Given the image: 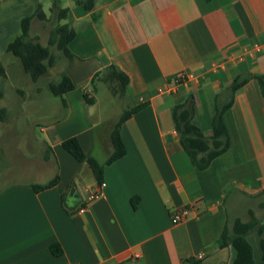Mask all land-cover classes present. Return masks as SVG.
<instances>
[{"label":"crops","instance_id":"1","mask_svg":"<svg viewBox=\"0 0 264 264\" xmlns=\"http://www.w3.org/2000/svg\"><path fill=\"white\" fill-rule=\"evenodd\" d=\"M38 4L0 0V54L8 52L14 25ZM65 8L64 24L77 32L65 67L75 88L64 93L60 118L41 128L45 144L26 158L22 177L0 188V264H181L200 254V264H233L236 250L219 246L222 232L252 215L263 232L247 239L263 263L264 85L255 76L264 74V0H95L90 10L75 0ZM111 65L129 82L123 93L113 91L124 111L105 122L89 107L99 104L95 79L105 80ZM181 72L195 78L171 89ZM246 75L254 77L225 111L231 147L208 168H195L174 106L193 96V122L210 135L217 96L224 100L226 88ZM139 105L120 128L126 153L107 163L116 123ZM70 137L104 165L101 183L63 147ZM56 175V185L34 189ZM95 191L102 196L86 201ZM191 204L197 212L174 224L173 211Z\"/></svg>","mask_w":264,"mask_h":264},{"label":"trees","instance_id":"2","mask_svg":"<svg viewBox=\"0 0 264 264\" xmlns=\"http://www.w3.org/2000/svg\"><path fill=\"white\" fill-rule=\"evenodd\" d=\"M95 0H77L79 5H82L84 10H90L94 6ZM68 8L59 10L60 19H64L67 15ZM46 20L47 14L44 12L42 5L38 4L35 12L26 16L19 22L18 34L17 27H13V38L8 44L7 51L21 60L25 72L29 73L34 81H37L41 76L47 73L48 68L55 63V57L51 53L50 48L40 41L30 39L31 23L34 18ZM77 32L69 24L60 25L52 34L50 44H56L58 49L71 58L72 53L69 49V44L76 38ZM108 73L105 80L109 83H118L119 88H113L115 93H123L129 82V77L116 66L111 65L107 68ZM5 67L0 63V76H5ZM253 75L239 76L225 90V99L220 100L217 96L215 102V114L212 119V133L207 135L201 128L193 122L194 98L189 96L184 100H180L172 110L173 119L176 129L179 133V140L184 150L189 155L192 164L199 170H204L209 167L211 162L226 152L232 145V140L225 121V111L231 106L236 90L242 87ZM264 85V74L256 75ZM75 85L71 78L64 73L59 83H51L50 89L53 94L63 96L64 93L73 90ZM85 101L87 104L94 103V97L85 93ZM143 105H139L124 112L116 123L111 140L113 144V153L107 160V163L122 157L126 153V148L120 135L122 123L128 119L134 112L138 111ZM63 147L70 152L78 161L86 162L96 181H103L104 165L94 157H87L85 152L76 137H70L63 141ZM59 176L56 175L51 181L46 184H34L35 190L50 188L57 184ZM259 233L263 229L258 226L257 218L252 215L248 221H243L237 218L232 225L226 224L221 235L220 247L230 243L236 250V256L233 264H264L258 263L253 254V246L248 241L247 237L254 231ZM264 259V239L261 241ZM51 249L55 254H60L62 249L59 244H53ZM201 260L188 258L181 264H200Z\"/></svg>","mask_w":264,"mask_h":264},{"label":"rangeland","instance_id":"3","mask_svg":"<svg viewBox=\"0 0 264 264\" xmlns=\"http://www.w3.org/2000/svg\"><path fill=\"white\" fill-rule=\"evenodd\" d=\"M39 1L47 18L39 20L35 17L32 20L30 39L48 46L55 57V63L48 68L47 73L34 81L25 72L18 57L10 52L0 54V63L6 72L5 76H0V173L6 172L4 177L0 175V188L22 177L21 168L27 164L26 158H35L45 144L41 128L55 123L65 112L63 96L53 94L50 84L61 81L69 57L56 44H50V39L54 31L67 22L66 19H60V8L72 6L75 0ZM18 25H14L17 30ZM17 32L21 33L20 30ZM94 83L98 90L99 104L95 109L89 107L93 119L101 114L102 120L106 122L121 114L126 107L125 103L113 95V88L120 89V85L98 78Z\"/></svg>","mask_w":264,"mask_h":264},{"label":"built area","instance_id":"4","mask_svg":"<svg viewBox=\"0 0 264 264\" xmlns=\"http://www.w3.org/2000/svg\"><path fill=\"white\" fill-rule=\"evenodd\" d=\"M254 51L255 52L261 51V45L259 43L254 44ZM234 58L235 60L236 59L242 60L243 55H239V56L237 55ZM194 78H195V75L193 73L181 72L174 77L173 83L171 84V89L177 87L181 83L188 82ZM104 186H105V183H102L101 187H104ZM101 196H102L101 192L95 191L87 196L86 201H92L94 199L100 198ZM80 211L83 212L84 208H81ZM195 212H197V205H193V204L176 208L172 213V222L174 224H179ZM136 257H138V254L136 255ZM203 257H204V254H200L198 256V259H202ZM69 264H79V263H69Z\"/></svg>","mask_w":264,"mask_h":264},{"label":"water","instance_id":"5","mask_svg":"<svg viewBox=\"0 0 264 264\" xmlns=\"http://www.w3.org/2000/svg\"><path fill=\"white\" fill-rule=\"evenodd\" d=\"M74 189H75V187H73V188H72L71 192H73V191H74Z\"/></svg>","mask_w":264,"mask_h":264}]
</instances>
